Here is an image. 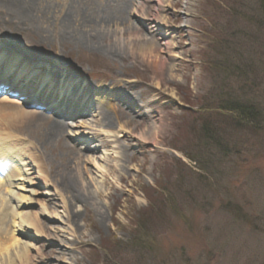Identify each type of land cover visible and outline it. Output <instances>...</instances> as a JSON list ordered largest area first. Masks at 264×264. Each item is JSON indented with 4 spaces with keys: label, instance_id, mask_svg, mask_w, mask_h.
<instances>
[{
    "label": "rangeland",
    "instance_id": "rangeland-1",
    "mask_svg": "<svg viewBox=\"0 0 264 264\" xmlns=\"http://www.w3.org/2000/svg\"><path fill=\"white\" fill-rule=\"evenodd\" d=\"M4 1L0 46L29 74L39 68L32 83L50 69L49 82L69 79L75 95L44 93V122L0 123L4 146L24 142L23 158L42 160L23 210L45 228L0 226V264L14 240L29 245L28 264H264V125L220 109L227 97L264 108L262 1L72 0L112 16L103 50L57 38L51 15L31 11L21 25ZM51 1L65 9L67 0ZM132 26L140 34H125ZM147 41L154 66L139 50ZM30 109L0 101V117ZM54 121L65 134H48ZM148 127L154 138L145 139Z\"/></svg>",
    "mask_w": 264,
    "mask_h": 264
},
{
    "label": "bare ground",
    "instance_id": "bare-ground-1",
    "mask_svg": "<svg viewBox=\"0 0 264 264\" xmlns=\"http://www.w3.org/2000/svg\"><path fill=\"white\" fill-rule=\"evenodd\" d=\"M36 1V2H35ZM167 3V1H165ZM4 5L6 9L13 15L17 20H19V23L23 25V21H27L28 23L31 21L29 20L32 19L31 11L36 12L34 20H36V16L38 14H41V17H48L51 15V18L53 20L55 29H57L58 32H56V37L63 40H68L71 42H74L77 45H82L83 47H89V48H95L97 50H103L102 48L100 49V43L101 41L105 40V27L112 23V16L107 12V10H90L86 9L84 10L82 6L77 2H72V0H67L65 4V9H58L60 7L57 6L56 3H52L51 0H5ZM160 8L163 9L165 6L164 4L160 3ZM168 5V4H167ZM64 7V6H63ZM54 14H57L54 16ZM159 13L156 14L155 17H158ZM160 27L161 23L166 22L164 17H161L160 19ZM115 24V23H114ZM132 28V29H131ZM127 30V29H126ZM128 30L125 34H130V35H138L140 34L139 31L136 28L128 27ZM164 34V32H163ZM139 39L138 37H136ZM137 41H140L137 40ZM135 39L131 41L130 45L135 44ZM167 48H174L173 41L167 43ZM3 47L0 46V64L6 62V55L3 53L5 52ZM85 48V47H84ZM109 50V49H108ZM140 53L141 56L145 58V60L148 61L150 66H154L155 63H158L157 60L161 61L157 55H155V46L150 45L149 41L146 42V44L143 47H140ZM8 51V50H7ZM14 57V58H13ZM12 59H15V61H19L18 58H15V56L10 57V61ZM14 62H10L9 65H13ZM3 64L0 66L2 67ZM8 65V66H9ZM159 65L161 68V72L159 73L161 79L164 78L165 72H166V65L165 63H160ZM20 66V65H19ZM17 65L14 66V68H20ZM35 69L30 72V74L27 72L28 68H24L21 66V72L22 73L18 76L20 78H24L23 81L26 82V80L29 81H34V74L36 72L37 75H39V68L34 67ZM26 70V71H25ZM9 72H13L12 70ZM42 74V72H41ZM167 74V73H166ZM52 72L50 69L47 72V80L46 82L36 80L35 83L38 84L39 86L35 87L37 88L38 91L42 90V96L40 98V102H45L46 96L44 93H48L51 96L56 94L57 99H68V96H74L75 93V86L73 85L69 79H67V82H63L61 79L57 80L54 82L50 80L49 82V77H51ZM28 78V79H27ZM61 78V77H60ZM19 81V78H17ZM48 81V83H47ZM40 82V83H39ZM67 84V86H65ZM72 84V85H71ZM12 85H20L21 83L19 82L18 84L12 83ZM82 89V88H81ZM36 90V91H37ZM113 90V89H112ZM30 90H28L29 92ZM27 92V91H25ZM72 93V94H71ZM105 95V93L102 92H94V94H99ZM34 95V93H33ZM59 97H58V96ZM88 95V94H87ZM49 101V100H48ZM55 101H51L52 104H54L52 107H55ZM67 101V100H66ZM98 101L100 102V105L103 104L104 102L108 101L107 96H99ZM3 102H9L10 104H13L15 106H25V103H27V100L24 102H21L20 100H10L8 97L3 99ZM93 101H90L89 97L85 98L81 104V106H92ZM111 104V103H110ZM58 106V105H56ZM111 108L112 105L110 106ZM69 108V107H67ZM114 109V108H113ZM70 111V108H69ZM5 112V111H4ZM38 116V118H31L32 115L35 114ZM44 112L42 111H37V110H31V111H14L11 112L10 114H4L3 116L0 117V123H4L6 117L9 120H13L16 122L18 125L25 126L30 125V123H40L41 121H46V117H49V115H43ZM91 113H94L91 111ZM71 115V113H69ZM41 115V116H40ZM6 116V117H5ZM43 116V117H42ZM5 118V119H4ZM20 119L22 123L20 122ZM12 121V122H13ZM81 122V121H80ZM54 126H51L50 129H48V134H55V135H62L65 134V128L63 126V123L59 121H54L53 123ZM85 126L84 123L80 125V127ZM156 128H150L148 127V132L149 136L145 139H151L154 138V136L157 134ZM65 131V132H64ZM144 138V137H143ZM20 147H19V146ZM7 147V146H6ZM11 147V148H10ZM8 150L5 149V146L3 143L0 142V168L4 169V174H0V202L3 203V208H0V226L3 229H7V223L9 222V219L14 222V227H17V232H23V228H27L31 232L35 231L37 235L43 234L44 233V227L41 225L39 220L37 219L36 216H32L30 213L25 212L23 208H29L32 199L28 198V196H24L23 192H28L30 193L31 196H33L35 193L33 190H30L31 187L36 184L34 181L37 179V177H31L35 175V168L40 170V167L42 166V160L39 161V157H36L35 155L31 156L32 159L30 160H25L23 158V155L26 154V151L28 149L26 143H22V145L19 143L17 145H11ZM14 150V151H13ZM39 164H38V161ZM29 161H35L36 165L31 164ZM43 172V171H42ZM40 178L42 177L39 175ZM39 179V178H38ZM44 183L48 182L47 177L45 180H41ZM71 184V183H70ZM22 192V193H21ZM30 201V202H29ZM85 202V200H82ZM8 230V229H7ZM16 231H11V234H15ZM34 233V232H33ZM10 234V235H11ZM45 234V233H44ZM18 241L17 243H14V247H6L9 249V257L13 255V257L10 258L8 261L9 264H15L17 260L21 261L23 264H28L29 263V254H28V249L29 245L26 243H20V240H14ZM23 244V245H22ZM22 245V247H21ZM5 248V249H6ZM17 259V260H16Z\"/></svg>",
    "mask_w": 264,
    "mask_h": 264
},
{
    "label": "trees",
    "instance_id": "trees-1",
    "mask_svg": "<svg viewBox=\"0 0 264 264\" xmlns=\"http://www.w3.org/2000/svg\"><path fill=\"white\" fill-rule=\"evenodd\" d=\"M243 1L244 0H240L239 3L243 4ZM261 1L263 7V0ZM244 14L245 13H243V15ZM221 69L227 70V67L225 66ZM220 103V109L227 112H231V114L235 113L237 115L236 118H238V124L247 122L250 124L257 125L258 127L264 125V108L259 103L250 102L248 100L246 101L243 98L233 99L230 97L220 100Z\"/></svg>",
    "mask_w": 264,
    "mask_h": 264
}]
</instances>
